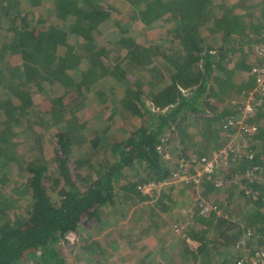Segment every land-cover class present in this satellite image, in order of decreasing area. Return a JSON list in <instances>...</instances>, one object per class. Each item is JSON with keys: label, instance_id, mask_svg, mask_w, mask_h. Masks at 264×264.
<instances>
[{"label": "trees", "instance_id": "obj_1", "mask_svg": "<svg viewBox=\"0 0 264 264\" xmlns=\"http://www.w3.org/2000/svg\"><path fill=\"white\" fill-rule=\"evenodd\" d=\"M46 1L49 2L48 6L50 4V8L46 7L48 20L36 19L33 24L28 15L19 10L18 0H0V26L3 33L9 35L7 42L0 46V89H6L11 98L19 101L14 108L10 101L0 102L7 117L2 122L4 129L0 133V160L2 164L16 161V144L8 140V136L11 124L15 123L14 113H19L28 123L25 115L38 106L32 98L34 88L41 92L42 103L51 105L46 113L53 115L56 123L61 124L55 136L53 160L57 177L49 186L51 191L57 192L58 201L52 202L48 188L43 184L49 173L44 157L41 155L27 162L24 171L29 174L27 187L31 199L26 207V215L9 219L6 210L11 208L0 207V264H25L30 257L37 264H63L57 245L72 236L77 238L79 227L93 219L99 221L101 212L106 208L115 210L117 204H121L119 196L134 203L141 202L149 199V196L143 195L140 189L142 185L151 182L159 185L174 177L195 176L201 167L195 170L198 164L192 162L193 159L200 161L201 158H209L212 152L218 153L225 148L227 142H224L222 133L227 131V134H233L232 130L237 126L232 122L242 118L243 104L234 108L227 99L241 93H246L247 98L252 92L249 89L251 76L239 81V84L234 81L239 69L249 72L251 66L244 65L242 60L232 69L228 65L232 62L231 55L243 52L242 43L234 48V37H246L248 44L263 32L260 42L264 43V17L254 14L248 5L250 0H238L233 8L225 7L228 0H215L220 3L217 7L225 10L220 16L215 15L212 0H125L132 8L131 18L140 21L147 29L160 23V27H163L167 17H170L169 20L171 17L176 19V26L169 36L172 38L171 49L174 47L175 53L180 55L166 56L168 61L171 59L174 71L169 72L170 84L151 96V103L157 112H151L140 101V84L135 92L127 90L129 96L126 95L128 99L122 105L131 114L143 118L146 115L145 124L136 128L125 140L108 143L110 156L103 157L96 168L90 166L93 173L82 176L80 170L82 166L90 165L89 161L72 162L71 156L74 148L83 144L79 133L86 127L79 124L74 115L80 104L74 108L70 106L77 99H85L90 88L109 74L104 63L106 51L95 46L93 34L110 21L112 8L102 6L100 0ZM235 8L244 10V14L235 13ZM208 23H214V28L207 27ZM206 30L213 34L212 43L204 37ZM220 31L223 33V44L215 48L212 45H215L216 35ZM71 37L76 38L75 45L68 42ZM120 41L130 61L140 67L150 62L149 50L152 48H144L131 38ZM78 48L85 50L81 57L77 55ZM154 52L160 53V48H154ZM6 54L12 55V58L18 56L21 64L10 68L6 63L8 61L4 62ZM5 66H8V69L5 68L6 74L1 70ZM80 67V81L76 82ZM150 72L154 74L157 70ZM160 78L161 74L157 79ZM45 84L50 89L59 87L63 91L59 96L56 94L52 97L44 89ZM189 116L194 119L192 124L189 123ZM199 121L203 122L201 128H197ZM243 125L256 127L257 130L253 135L243 136L245 144L240 149L239 142H233L232 148L235 150L228 158L230 166L204 175L200 185L209 193L218 190L217 181L214 182L216 174L222 177L223 188L227 184L228 191L241 184L240 194L252 208L243 215V229L224 214L217 216L211 213L208 219L199 217V224L203 228L200 231L190 228L186 236L199 243L196 253L191 252V256L194 260L200 258L201 264L212 263L207 253L208 243H213L215 249L234 247L247 230L261 237L260 247L264 244V105L256 104L255 113L248 116ZM224 126H228L226 130ZM190 127L196 128L192 131L201 140L198 144L194 143V136L188 133ZM165 135L168 138L164 143ZM173 140L178 141L180 150L173 145ZM89 143L91 150H96L100 145L97 136ZM170 145L173 149H170ZM158 147L165 148L160 152ZM248 174L254 177L245 178ZM187 185L189 189L190 186L194 187V183L181 184L183 187ZM246 189L256 194L254 200L253 193L245 195ZM227 190L225 193H228ZM157 203L161 210L167 209L162 200ZM119 209L125 214L123 208ZM197 214L196 210L195 216ZM208 231L213 233L212 241L205 237ZM257 250L252 251L251 256L254 257ZM257 264H264V259Z\"/></svg>", "mask_w": 264, "mask_h": 264}, {"label": "rangeland", "instance_id": "obj_2", "mask_svg": "<svg viewBox=\"0 0 264 264\" xmlns=\"http://www.w3.org/2000/svg\"><path fill=\"white\" fill-rule=\"evenodd\" d=\"M18 1L20 4L19 10L26 13L33 24V20L36 19L48 20L46 14L48 8L46 7H49L50 4L48 6L49 2L46 0H38L39 2L32 0ZM100 1L102 6L112 8L111 19L93 34V40L98 49L103 48L106 51L104 63L108 67L109 74L90 88L85 99H77L70 106L74 108L80 104V108L74 115L78 119V123L86 127L79 133L84 141L83 144L75 147L71 156V158L73 157L72 162L89 161L90 165L82 166L80 170L82 176L88 172L93 173L94 170L90 169V166L96 168L103 157L108 158L107 156H110L111 149L107 145L108 143L112 144L115 141L125 140L131 132L145 124L146 115L143 118L131 114L129 109L122 105L123 102H126L125 99H128L126 97L128 95L127 90L130 93L135 92L138 90V84H140L142 92L140 101L151 112H157V109L151 103V96L159 93L170 84L169 72L174 71L172 62H170L171 59L168 61L166 56L180 55V53H175L174 47L171 49L172 38L169 36V32L176 26V19L171 17L169 20L170 17H167L163 27H160L161 23H158L159 25L154 28L147 29L140 21L131 18L132 8L125 0ZM212 1L213 6H215V15L220 16L225 10L221 11L217 7L220 5L218 1ZM226 2V8H233L238 0H228ZM248 5L252 7L256 16L264 17V2L262 0H250ZM244 12V10L235 8V13L239 15L244 14ZM212 24L208 23L207 27L214 28V23ZM262 34L263 32L253 37L252 42L248 44L246 37H234V48L240 47L236 45L242 43L243 52H236L233 56L231 55L232 62L228 64L230 69L241 60L244 65H249L251 68L256 62L261 63L257 59V51L259 48H264V43L260 42L261 37H263ZM212 35L207 30L204 32V37L209 43H212ZM222 35L221 31L217 33V39L215 45H212L213 47L219 48L223 44ZM8 37L9 35L3 33L0 26V46L7 42ZM128 38L144 48H152L149 50L151 60L146 66L140 67L127 58V50L120 46V40ZM68 42L75 45L77 40L71 37L68 38ZM81 42L82 40L79 39V43ZM156 47L160 48V53L154 52ZM77 50L78 56L84 55V49L78 48ZM250 50L252 51L250 52ZM11 56L6 54L4 62L8 61L9 63H6L10 68L19 66L21 64L19 57L13 56L12 58ZM8 66L1 69L5 74L7 72L5 68ZM153 69L157 70L154 74L150 72ZM81 72L82 68L80 67L77 69L76 82L80 81L79 74ZM250 72L251 70L246 72L239 69L236 72L234 81L239 84V81H245L248 76H251L249 89L254 91L256 83ZM160 74L161 78L158 80ZM44 89H47L52 97L56 94L59 96L63 91L59 87L50 89L48 84H45ZM183 92L187 93V91ZM40 94L41 92L32 89V98L38 106H35V109L29 115H25L27 116L25 120L27 119L28 123L24 122V118L20 117L19 113H14L15 123L11 124L8 140L16 144L14 147L16 161H11L10 164H2L0 160V207L9 206L11 208L9 211L6 210L9 219L26 215L28 210L26 207L31 198L30 189L27 187L29 174L24 171L25 165L41 155L49 166L48 179L44 180L43 184L48 188L47 193L52 202L58 201L57 192L55 190L51 191L49 186H51L53 178L57 177L56 165L53 160L56 149L55 136L61 129V124L56 123V118L53 115L46 113L50 110L51 105L48 106V103L43 104V97ZM247 98L246 93L233 94L227 101L231 104L230 106L235 108L245 103ZM2 101H10L13 108L19 104V101L11 98L10 93L4 88L0 89V102ZM134 103L141 107L136 100H134ZM4 113L5 110L0 107V133L4 129L2 122L7 118ZM188 120L190 124L194 122L191 116ZM198 123L197 128H201L203 122L199 121ZM193 129L196 128L190 127L188 133L193 135ZM232 131L233 134L222 133L225 140L228 138V141L224 140V142L229 143L232 139L233 142H239V146L244 144L245 139L237 134L238 129L235 128ZM96 136L99 138L100 145L96 150H91L89 142ZM166 136L163 139L164 143L168 138ZM193 141L198 144L201 140L199 136H194ZM38 143L41 145H38ZM173 145L178 150L181 149L178 141L173 140ZM169 147L173 149L171 145ZM161 148L159 149L161 150ZM199 167L197 165L194 169L198 170ZM190 175L192 176V174ZM191 176L187 175L186 177ZM251 177H254V175H245V178ZM186 179L184 177H174L159 185L153 182L148 183L150 185L146 184L147 186L142 185L143 195L149 196V199L141 202L134 203L123 196H119L118 201L121 204H117L115 210L106 208L101 212L99 221L93 219L79 227L77 238L72 236L57 245L63 264H201L200 258L194 260L191 256V252L196 253L199 243L186 236L190 228H194L196 231L203 228L199 224L202 217L199 215V207L207 203L212 206L213 211L211 213H215L217 216L222 214L229 216L233 222L239 223L241 226L244 213L247 214L251 211L252 205L245 197L241 196L242 191L239 188L241 184H238L237 188L228 191L227 184L226 186L224 184L225 189L222 187V177L220 175H215L214 182L217 181L218 190L213 193H209L200 185L203 178L199 179L198 184L200 186L198 184H194V187L190 186L191 189L193 187L192 190L189 189V185L187 187L181 186L183 182H186ZM186 183L192 182L188 181ZM171 186L175 187L171 188ZM226 190L228 193H225ZM246 191L249 190L246 189ZM250 193L255 194L253 191H249ZM159 200L165 203L166 210H161L160 205L157 203ZM119 208H123L125 214L120 212ZM196 210L197 216H195ZM211 213L202 218L208 219ZM241 227L243 229V226ZM250 232L251 236L246 241V249L251 252L256 249L264 252V244L261 247L259 246V238L261 237L252 235V232H254L252 230ZM205 237L210 241L214 239L212 231H208ZM207 253L212 262L210 264H233V262L239 264V260L242 258L240 253L234 252L233 247L221 246L215 249L213 243H208ZM250 255L251 253L248 252V257ZM225 260L229 263H226ZM25 264L37 263L30 257L29 262H25ZM243 264H252V262L249 260V262L245 261Z\"/></svg>", "mask_w": 264, "mask_h": 264}, {"label": "built area", "instance_id": "obj_3", "mask_svg": "<svg viewBox=\"0 0 264 264\" xmlns=\"http://www.w3.org/2000/svg\"><path fill=\"white\" fill-rule=\"evenodd\" d=\"M257 59L261 61V63H257L252 66L251 68V75L254 77L256 88L254 91L250 92L248 94L247 101L243 103L242 108V118L240 120H234L232 124L236 125L238 132L237 134L239 136H250L253 135L256 132V127H247L243 125L245 119L253 115L255 113V105L261 104L264 105V48H259L257 51ZM228 126H224L223 128H227ZM226 130V129H225ZM227 134V131L224 132ZM233 140L231 139L229 143L218 153H212V155L209 156V158H201L200 161H197L196 159H193L192 162H195L198 164L201 169L197 171L195 176L191 177H184L187 178L186 182L190 181L194 184L199 183V179L202 178L204 175H211L214 171L219 169H225L230 166V162L228 161V158L230 157L231 153L234 152V148H232ZM245 144V143H244ZM161 147H158V151H162L159 149ZM238 149H240V146H238ZM239 151V150H237ZM166 158H168V155H165ZM150 185V184H148ZM147 186V185H146ZM141 189V188H140ZM247 196H249V191L245 192ZM255 199V196L253 197ZM213 211L212 206L205 203L199 207V215L202 217H206L207 214H210ZM242 239H239L233 249L234 252L240 253L242 258L239 260V264H243L245 261L251 260L252 264H257L259 260L263 259L264 252L262 250H257L254 253V257L251 256L252 252L246 249V241L251 236L250 230H247L243 235ZM255 251V250H253ZM248 252L251 253V255L248 257Z\"/></svg>", "mask_w": 264, "mask_h": 264}]
</instances>
